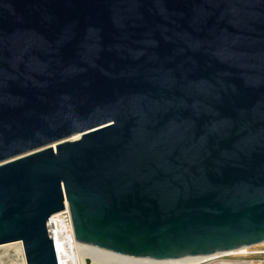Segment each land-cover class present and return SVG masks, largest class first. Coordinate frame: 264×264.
<instances>
[{
  "label": "water",
  "instance_id": "1",
  "mask_svg": "<svg viewBox=\"0 0 264 264\" xmlns=\"http://www.w3.org/2000/svg\"><path fill=\"white\" fill-rule=\"evenodd\" d=\"M65 202L137 261L264 244V0H0V245L58 264Z\"/></svg>",
  "mask_w": 264,
  "mask_h": 264
},
{
  "label": "built area",
  "instance_id": "2",
  "mask_svg": "<svg viewBox=\"0 0 264 264\" xmlns=\"http://www.w3.org/2000/svg\"><path fill=\"white\" fill-rule=\"evenodd\" d=\"M64 205L66 208L65 211L58 212V214L52 216L49 219L52 234H54L55 232L63 233L64 228L70 229L73 234L72 224L69 218L68 205L66 204V202ZM53 240H54L55 253L57 254L58 264H77V262L75 261L78 254L71 255L73 251H75L76 249L75 248L73 250L74 244L72 243L74 242L72 240L70 242L64 239V241L61 240V245H59L58 247L56 246V241L54 238ZM61 253L68 255H61ZM19 260L21 263V258H19ZM88 262L91 264V261L89 259H86L85 264H88ZM177 264H182V263H177ZM187 264H264V245L252 247L251 249L245 252L236 251V252L223 253L213 256H203V259H197Z\"/></svg>",
  "mask_w": 264,
  "mask_h": 264
},
{
  "label": "bare ground",
  "instance_id": "3",
  "mask_svg": "<svg viewBox=\"0 0 264 264\" xmlns=\"http://www.w3.org/2000/svg\"><path fill=\"white\" fill-rule=\"evenodd\" d=\"M75 138L78 139L79 136ZM52 237L55 239L56 246L58 247L59 245H61V240L64 241V239L70 242L72 240L74 242L72 243L74 244L73 250L75 248L76 249L75 251H73L71 255L78 254V256L76 257V261H75L77 262V264H85L86 259H89L91 263H94V264H177V263L187 264L197 259H203L201 257H190L187 259L171 260V261H155V262L154 261H143V260L137 261L129 257H126L124 255L123 256L114 255L108 251L107 252L103 251L97 247L81 244L77 242L76 239H74L72 231L68 228H64L63 233L55 232L54 234H52ZM6 246H9V247L14 246L16 253L19 254L20 258H22L21 264H27L26 255L24 254V249H23V245L21 242L11 243L10 245H0V247H6ZM247 250L249 249L244 248V249L235 250V252L236 251L245 252ZM61 255H68V254L61 253ZM3 259H4V256L3 257L0 256V264H6ZM13 264H16V263H13Z\"/></svg>",
  "mask_w": 264,
  "mask_h": 264
},
{
  "label": "rangeland",
  "instance_id": "4",
  "mask_svg": "<svg viewBox=\"0 0 264 264\" xmlns=\"http://www.w3.org/2000/svg\"><path fill=\"white\" fill-rule=\"evenodd\" d=\"M0 256L2 257L4 256L3 260L6 264H12V262H16V264L20 263V260H19L20 256L19 254L16 253L14 246L0 247ZM21 263H22V258H21ZM88 264L90 263L88 262Z\"/></svg>",
  "mask_w": 264,
  "mask_h": 264
}]
</instances>
